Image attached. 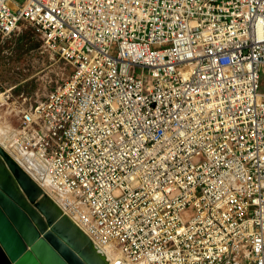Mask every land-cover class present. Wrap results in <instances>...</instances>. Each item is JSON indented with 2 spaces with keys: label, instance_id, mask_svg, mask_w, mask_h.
Wrapping results in <instances>:
<instances>
[{
  "label": "built area",
  "instance_id": "2783aa9c",
  "mask_svg": "<svg viewBox=\"0 0 264 264\" xmlns=\"http://www.w3.org/2000/svg\"><path fill=\"white\" fill-rule=\"evenodd\" d=\"M28 29L61 82L5 141L95 247L264 264V0H0V38Z\"/></svg>",
  "mask_w": 264,
  "mask_h": 264
},
{
  "label": "water",
  "instance_id": "95a60500",
  "mask_svg": "<svg viewBox=\"0 0 264 264\" xmlns=\"http://www.w3.org/2000/svg\"><path fill=\"white\" fill-rule=\"evenodd\" d=\"M0 264H108L91 239L1 145Z\"/></svg>",
  "mask_w": 264,
  "mask_h": 264
},
{
  "label": "rangeland",
  "instance_id": "374dc122",
  "mask_svg": "<svg viewBox=\"0 0 264 264\" xmlns=\"http://www.w3.org/2000/svg\"><path fill=\"white\" fill-rule=\"evenodd\" d=\"M63 67L58 57L42 51L40 42L29 29L11 39L0 38V95L6 97V103L0 102V119L6 126L8 123L12 127L16 124L4 118L9 116V109H16L13 104L15 99L32 95L33 99L44 98L61 82L44 86L46 75L61 73L60 68ZM69 72L70 69L65 70L63 77Z\"/></svg>",
  "mask_w": 264,
  "mask_h": 264
},
{
  "label": "bare ground",
  "instance_id": "6f19581e",
  "mask_svg": "<svg viewBox=\"0 0 264 264\" xmlns=\"http://www.w3.org/2000/svg\"><path fill=\"white\" fill-rule=\"evenodd\" d=\"M41 79V78H40ZM0 102L6 103V97L4 95H0ZM7 121V120H6ZM15 131L8 124L3 122L0 119V145L14 158V160L43 188L45 193H47L52 199L58 202V195L52 190L49 177L46 173L45 168H40L39 165H36L33 161V157L24 155L22 153H12L8 148L5 140L12 141L15 146ZM97 250L100 251L99 247H96ZM101 252V251H100ZM108 262V264H127L122 261V257L120 254L112 253L107 250H103L101 252Z\"/></svg>",
  "mask_w": 264,
  "mask_h": 264
}]
</instances>
